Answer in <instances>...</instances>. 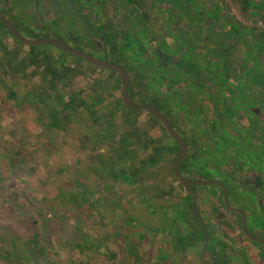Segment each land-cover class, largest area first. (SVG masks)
Segmentation results:
<instances>
[{"label": "crops", "instance_id": "0c3cea01", "mask_svg": "<svg viewBox=\"0 0 264 264\" xmlns=\"http://www.w3.org/2000/svg\"><path fill=\"white\" fill-rule=\"evenodd\" d=\"M78 1L127 70L131 100L185 140L181 174L221 185L183 186L178 141L123 102L117 72L23 44L0 22V104L21 115L23 141L52 172H66L58 194L103 212L113 234L100 243L118 235L128 264H264V0ZM0 13L29 38L80 31L45 0H0Z\"/></svg>", "mask_w": 264, "mask_h": 264}, {"label": "rangeland", "instance_id": "374dc122", "mask_svg": "<svg viewBox=\"0 0 264 264\" xmlns=\"http://www.w3.org/2000/svg\"><path fill=\"white\" fill-rule=\"evenodd\" d=\"M23 14L14 17L26 23L30 18ZM20 118L10 103L0 104V264H128L118 235L100 243L113 234L104 213L58 194L67 187L66 172L55 175L32 139L23 141ZM113 250L119 251L118 262L116 254L109 256Z\"/></svg>", "mask_w": 264, "mask_h": 264}, {"label": "water", "instance_id": "95a60500", "mask_svg": "<svg viewBox=\"0 0 264 264\" xmlns=\"http://www.w3.org/2000/svg\"><path fill=\"white\" fill-rule=\"evenodd\" d=\"M41 0H35V2H39ZM47 1V0H46ZM50 3V8L53 10L52 12L55 14L56 17H61V19H72V16L78 20L82 26L90 33H96V34H101L103 36V44H104V49L106 47V34L103 31H96L91 27V23L87 20L86 15L81 11L80 9V3L76 0H67L66 2H58V0H48ZM68 6L72 10V15L68 12V9L66 8ZM59 12V14H58ZM0 22L17 38L20 42L26 45H43V44H51L56 46L57 48L61 49L62 51L69 53L71 55L80 57L96 66L106 68L109 70H113L117 72L122 80V98L123 102L132 108H141L144 110H147L148 112L152 113L154 116H156L166 127L167 131L169 134L178 141L180 145V152L179 155L174 163V172L178 178V180L183 184V186L191 192L190 186L194 185H206V184H219L221 183L216 180H199V179H190L185 177L184 175L181 174L179 170V164L184 157L186 151H187V145L183 137L178 134L175 129L173 128L172 124L170 121L166 118V116L157 108L149 105V104H140L136 103L128 95V83H129V74L127 70L120 64L111 62L107 59L106 57V52L104 53V57L102 59L93 56L92 54L85 52L83 50H80L76 47L71 46L64 40L60 38H55V37H40V38H29L25 35H23L20 30L11 22V20L5 16L4 14L0 13ZM106 51V49H105ZM224 197L226 200V204L229 206L227 202V192L226 189L224 188ZM239 212L242 213L241 210H238ZM242 229L244 233L251 237L252 239H257L254 236H252L246 226H245V220L243 218L242 220ZM263 242V241H262Z\"/></svg>", "mask_w": 264, "mask_h": 264}, {"label": "flooded vegetation", "instance_id": "af4514ba", "mask_svg": "<svg viewBox=\"0 0 264 264\" xmlns=\"http://www.w3.org/2000/svg\"><path fill=\"white\" fill-rule=\"evenodd\" d=\"M66 1L67 0H58V2H66ZM76 1H78V0H76ZM66 8L68 9V12L72 15V10L68 6H66ZM80 9H81V7H80ZM81 11H82V9H81ZM58 14H59V12H58ZM86 18H87V16H86ZM71 20H73V21L75 20L79 24V26H80L79 27L80 28V32L77 31V32H79V33H77V32H74L70 28H66L67 30L66 29L65 30L67 31V33H65V36H64V38L62 40H64L65 42H67L68 44H70L73 47H76L77 44L80 45V46H83V47H85V49L83 51L88 52V53L92 54L93 56H96V57L102 59L104 57V53L107 52V51H105V49H107V35H106V44H105L106 47L104 49L103 36L101 34H96V33H90V32H88L82 26V24L78 20H76L73 16H72V19ZM91 27L93 28L92 25H91ZM94 30H96V31H102V30H98V29H94ZM95 36H100L101 39L99 40V43H94V47H91L90 46V43H91L92 39L95 38ZM76 38H78V39L76 40ZM106 57H107V55H106Z\"/></svg>", "mask_w": 264, "mask_h": 264}, {"label": "trees", "instance_id": "16d2710c", "mask_svg": "<svg viewBox=\"0 0 264 264\" xmlns=\"http://www.w3.org/2000/svg\"><path fill=\"white\" fill-rule=\"evenodd\" d=\"M86 208H88V209H89V206H86Z\"/></svg>", "mask_w": 264, "mask_h": 264}]
</instances>
